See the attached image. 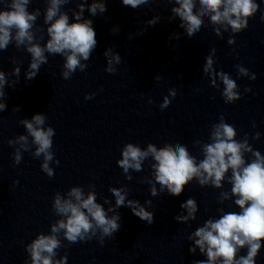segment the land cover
<instances>
[{"label": "clouds", "instance_id": "clouds-1", "mask_svg": "<svg viewBox=\"0 0 264 264\" xmlns=\"http://www.w3.org/2000/svg\"><path fill=\"white\" fill-rule=\"evenodd\" d=\"M159 3L161 0H122L125 7L130 6L137 9L141 5L149 3ZM5 9H0V49H6L7 45L14 39L17 47L27 44V52L31 55V63L27 72V79L33 80L40 71L41 65L48 63L46 53L49 55H61L66 57L63 64L64 71L62 77L65 80L71 79L72 75L79 69L81 72L87 68L81 63V59L88 61L92 52L97 47L96 32L91 19L82 20L87 0H80L79 11L74 12V22L69 23V16L61 12V6L69 3V0H50L46 10L44 23L47 27L49 39L46 45L41 46L34 43V33L32 31L37 17L40 15L39 9L35 12L28 10L30 0H4ZM166 3H173V0H166ZM175 7L171 8L174 16L179 17L180 27L184 28L189 38L200 32L204 21L202 17L209 16L213 25H228L234 33L240 32L248 27V18L252 17L259 9V4L254 0H199V9L196 8L195 0H174ZM87 11L96 16L107 11L106 0H93ZM264 20V15L261 16ZM159 17L148 21L154 25ZM227 31V28H225ZM217 35L219 28L215 29ZM177 38H179L177 36ZM229 43H233L230 39ZM108 57L107 72L114 74L116 69L113 64L120 63V56L113 54L111 48L105 51ZM213 61L211 57H206L203 71L209 74L213 71ZM240 75H248L246 69L237 66ZM19 74V68L15 69ZM253 75L252 79H255ZM157 80L161 79L159 76ZM220 79L225 86L223 96L225 102L230 103L240 99L236 91L237 84L227 74L221 73ZM6 84L5 74L0 72V98L5 96L4 87ZM249 89H246L248 91ZM170 96L175 97V90H170ZM171 103L169 97L164 98L161 109L167 108ZM6 109L5 103L0 102V112ZM46 117L42 114H34L31 121L24 119L21 123L27 129L28 134L33 138V143L37 145L34 156L43 155L44 163L42 170L49 178L54 176L53 169L49 167V162L53 161L52 137L55 135L53 128L46 130L42 127ZM236 131L234 126L225 123L223 119L219 124L213 126L212 143L203 146L204 158L197 163L196 159L189 154L186 147L177 145H165L157 149L149 143L146 150L142 151L132 143L126 145L123 150V159L119 160V166L124 173L129 169L141 170V162L151 155L156 163L152 165L155 169V181L160 185V192H165L172 196H180L193 178H196L199 185L204 186L209 183L216 188L222 187L225 174L231 169L230 183L231 194L237 196L235 204L241 211L227 212L219 219L207 220L203 227L198 228L189 239H194L195 247L189 248V252L195 254L199 248L201 253H206L207 260H196L192 264H256V257L261 249V241L264 240V156L259 151L253 152L255 159L251 163L245 162L244 152H252V148L247 142H237L234 137ZM10 145L13 141L8 142ZM16 143L20 148L16 150L15 162L21 161L20 150H28V137L19 136ZM57 165L59 161H56ZM129 179L131 177H128ZM151 183V182H150ZM115 196L116 207L127 206L133 215L141 221H146L149 225L154 222V212L147 211L140 206L138 201L127 200V191L123 188L110 189ZM151 194L156 196L155 184L151 188ZM68 199H62L57 193L52 205L57 215L65 217L58 220L51 226L52 235H39L27 246L31 255V264H54L53 257L56 255L55 249L60 247V240L57 234L63 231L65 238L70 243L83 241L87 237L91 240L97 231L103 237H113L121 228V217L119 214L108 217L107 212L96 202L94 192H89L85 197L81 188L73 187L68 193ZM225 199L227 193H221ZM107 203V201H105ZM151 205V201H146ZM187 210V216H177L176 220L186 222L195 219L197 211L196 201L189 198L186 203L181 204ZM109 212L114 209L109 208ZM247 246V254L237 257L239 249ZM55 264H62L56 261Z\"/></svg>", "mask_w": 264, "mask_h": 264}]
</instances>
